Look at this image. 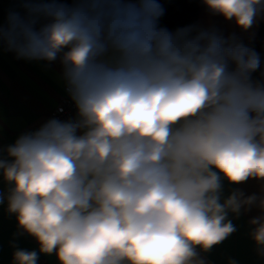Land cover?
I'll use <instances>...</instances> for the list:
<instances>
[{
	"label": "clouds",
	"instance_id": "9594fccd",
	"mask_svg": "<svg viewBox=\"0 0 264 264\" xmlns=\"http://www.w3.org/2000/svg\"><path fill=\"white\" fill-rule=\"evenodd\" d=\"M242 31L264 0H202ZM0 25L17 59L59 60L76 107L2 151L0 205L15 217L12 264H206L264 190L222 199V181H264V81L254 48L215 28L160 26L159 0H22ZM228 264H237L229 260Z\"/></svg>",
	"mask_w": 264,
	"mask_h": 264
},
{
	"label": "crops",
	"instance_id": "0c3cea01",
	"mask_svg": "<svg viewBox=\"0 0 264 264\" xmlns=\"http://www.w3.org/2000/svg\"><path fill=\"white\" fill-rule=\"evenodd\" d=\"M21 4L22 0H0V25L6 23L10 10L23 15ZM262 16L256 19L252 28L242 31L234 22L209 13L202 0H199L196 24L204 28H215L225 37L234 35L238 42H242L255 39ZM64 86L59 60L48 63L17 59L15 53L7 51L6 46L0 42V150L14 143L22 133L29 129L36 130L51 119ZM4 155L0 151V157ZM222 185V199H226L236 189L243 192L245 197L260 195L264 190V181L255 179L240 185L222 181ZM5 190L6 185L0 179V192ZM260 214L256 207L248 212L242 209L238 219L230 213L228 218L237 231L210 252L200 253V258L206 264H228L229 260H235L237 264H264V256L258 254L257 246L249 235L254 227L249 221ZM17 230L15 217L7 213L6 203L0 205V264H12V253L15 250L13 244L29 251L38 250L33 238L27 235L16 237ZM37 264H57L55 254H40Z\"/></svg>",
	"mask_w": 264,
	"mask_h": 264
},
{
	"label": "trees",
	"instance_id": "16d2710c",
	"mask_svg": "<svg viewBox=\"0 0 264 264\" xmlns=\"http://www.w3.org/2000/svg\"><path fill=\"white\" fill-rule=\"evenodd\" d=\"M70 2V0H68ZM164 8V15L159 24L169 30H175L191 24H196L199 0H159ZM252 47L260 56V67L252 74L254 81H264V16H262L255 39L242 41Z\"/></svg>",
	"mask_w": 264,
	"mask_h": 264
},
{
	"label": "built area",
	"instance_id": "2783aa9c",
	"mask_svg": "<svg viewBox=\"0 0 264 264\" xmlns=\"http://www.w3.org/2000/svg\"><path fill=\"white\" fill-rule=\"evenodd\" d=\"M76 107L74 102L71 100L68 95L65 86L63 87V91L60 97V101L53 109L51 113V118H57L59 120L65 121L69 119H73L76 116ZM29 131H34L33 129H29Z\"/></svg>",
	"mask_w": 264,
	"mask_h": 264
}]
</instances>
